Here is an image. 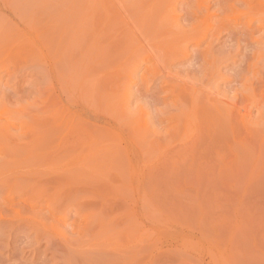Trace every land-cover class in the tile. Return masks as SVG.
Returning a JSON list of instances; mask_svg holds the SVG:
<instances>
[{"label":"bare ground","instance_id":"obj_1","mask_svg":"<svg viewBox=\"0 0 264 264\" xmlns=\"http://www.w3.org/2000/svg\"><path fill=\"white\" fill-rule=\"evenodd\" d=\"M9 1L11 3V1L14 2L15 0H9ZM30 2H32L31 4L33 6L30 5L29 2H27L28 4L26 3V5H24V6H28L29 7L28 10L29 11L31 10L30 12H32L34 8L37 9V10L35 9L36 13H35V10H34L33 14L30 12H29V14L27 13L28 15H35V14L37 15V17L32 16L34 19H36V21H38L37 22V28L38 27L41 28L42 25H43L42 27H45V25L47 26V24L49 26V28L45 27L46 28L45 30L48 32L45 33V31L43 30L40 37H38V35H37V38H38V40H36L37 48L30 45L32 47V48L30 47V49H33V51H35L37 49V50L46 52L45 55L47 57H45V55H44V57L47 58V60L46 61L44 60L45 61L44 62L42 60L44 57L42 58L40 56L42 59H39V60H42L43 62H41V65L36 62V64H38L37 65L38 68L40 67V69H41V70H38V71H41L39 73L43 72L48 77L47 78V77L43 76L42 78H43V80H44V77L47 78L45 80L49 79L48 81L50 83V88H53V90L55 89V90H57V92H59L58 93L60 95L59 98H60V100H62V98H64L65 103L67 104L66 106L69 105V102L71 100L75 101V99H82V101H85V102H83L82 105L77 106V109L74 112H71L67 108H63V109H61L63 111V113L61 111H58V115H59L58 116L56 113L57 112V110H56L55 116L56 117L58 116V117H57V119H55L56 121L54 120L55 124L53 122V124H54L53 126H56V127L49 126L47 123L39 124V126L37 128L34 127L32 129L33 131H31V132L29 131L30 135H28L27 137H26L27 133L25 135L23 134L24 135L23 138L21 136H19L20 137L19 139L20 140L22 139L19 142H22V143L25 142V141H23L24 137H25V139L29 138V137L31 139V135H32V138H34V139H32L30 144L33 141L36 142V140H37V142L35 144L39 143V145H40V142H41V144L44 145V147H45L44 143H46V141H45L46 138L49 137L50 134H51V136H53L52 134H54L56 131H58L60 129L61 130L60 135H58V136L60 138L61 137L62 138L60 139L58 137L57 139H58L59 145H61V143H60L61 141H59V139L62 140L63 145H61L62 147H60L63 149V150L61 149L62 153L66 149H69V150L72 149V150H70L72 152L75 151V149L78 151L79 147L84 148V146H85V149H89V150L91 149L90 151H92V149H93V151H95V150L97 151L98 149L99 150L102 149L100 151H104L103 148H105V149L107 148L108 149L107 151L110 152L111 154H110V156H108V155L106 156V154H105L106 152H104L103 156H105L106 159L108 158L109 161H107L103 156H102L103 159L102 158H100V159H102V161H106V163L109 162L108 164L110 166H112L113 169H111V167H108L109 166L108 164H107L108 166L106 165L104 167H108L112 171L113 170L119 171L120 169H118V167L121 166V164L124 162H121V161H123L122 157L121 158L118 157L117 160L120 162L119 163L116 160V156L114 154H116L117 152H122V151L126 152V151H128L127 148L130 147L129 146L130 143L127 144V142H126L127 145L123 144L124 147L122 146L123 141H125L126 139L122 141L121 140L122 135L120 133H122V131H123V133L125 132L122 129L126 126H129V124L131 123V121L134 118L132 116V113L129 112V105L132 103V100L139 94L141 99H143L142 96H144V95H145L144 98H146V96H149L147 98H150L151 104H153V112L152 113L150 112L152 115H147V114H149V111L148 110L144 111V108H143L144 106H142L140 104L138 105L137 104L138 102H137L136 104L138 106H140L138 109V112L140 114L141 120L138 117H136L134 122L131 124L135 125L134 127H137L136 123L142 127L143 126L146 128L149 127V129H146V130L150 131V132H151L150 129L152 127L154 130V127H156L155 125H158L159 129H161V127L165 128L164 130L167 129L166 132L165 131H163V132H165L166 134H169V135L171 134V133H169L171 130L173 132L175 131V133L173 135H171L170 140L168 139V141L171 142V140H172V143L174 144L180 140L179 138L184 137L183 139L185 140V142H184V140L181 139V141L183 142L182 147L185 148L184 150H187L186 153H188V158H187L186 153H185L186 156L184 154H181V155H184L187 159L185 157H182V158H185L189 162V158L191 156H192L191 158L194 157L195 160L194 159H191V160L192 161L194 160L193 161L194 163H192V164H195V166L203 158L204 159L202 161H204L206 158L205 162L210 161L209 164L211 163L212 166L215 162L217 164V166H218V164H219V166H222V164H224L223 167H226L225 164L227 165V163H228V166H229V163L232 161L234 162L233 164L236 165L240 162V160L247 161L246 157H248L249 160H250V158L254 157V156L253 157L250 156V154H249V153H252L253 149L251 148V150H249L250 148H248L249 145L247 144V139H248L247 137H250L252 134L257 132L258 130H259L258 133L261 132L260 129H264V0H42L39 3H37V0H32ZM16 3H18V2H16ZM16 3H13L14 5L12 3L11 4L13 7L14 6L16 7L19 4V3L18 4H16ZM3 5H5V4H3ZM9 7H10V5L8 4L7 8H9ZM28 7H26V8H28ZM22 8H23V6H22ZM31 8H33V9H31ZM25 10L28 12L27 9L23 8L24 12H25ZM12 11H14V13H15V11H17L19 13L20 10L17 7V9H13ZM25 14H26V12H25ZM215 15H218L219 19L214 20ZM19 16L20 17H17V16H15V17L20 18L19 22L26 19L25 23L29 22V19L31 21V18H32V17L29 18L30 16H28L27 17V18H29L28 20H27V18L24 19L21 16V13H19ZM56 17L59 20L61 17H63V18H62V20L59 21L58 31L54 33V30L57 29L56 28L57 24L55 26V21H57ZM181 19L184 20L183 23L181 22L182 21ZM87 20L91 23V26H93V29H94L93 30L92 27L90 29V31L92 30L91 32L93 33L91 35V37L92 38L95 37L102 42H104V41L107 42L109 40L110 45H109V41H108V44L106 43L107 46H104L105 42L104 43L101 42L100 46L103 45V47L102 46L100 47L97 45L98 43L96 41V43H97V44L95 43L96 47H95V45H92V49L91 48L90 49H91V51H93V49H94L93 47H95V48L99 47L100 49L107 47V50L104 51V52H106L105 53L106 54L105 59H102L104 52L101 51V53L103 52L102 53L103 55L99 53L101 56L99 55L98 63L94 62L92 64L93 67L90 65L91 62L88 63L92 67V69H90L88 67L84 68L85 66H83V65H82L83 67L80 68V71L76 68L78 71L74 70L75 71V73L73 72L74 75H72V78L70 77L71 79L69 78L70 80L68 79L69 82L72 80V82L70 83L71 84L70 89H68L67 87L63 88L65 86V85L63 86V84L65 81H67L66 80L67 78H65L64 82L60 81L59 73H61V68L64 64L63 68L67 67V69H68V67H69V69H71V67H73L76 64L75 54L77 51H74L73 48L77 49L76 46L78 47L81 45V43L83 44V42H82L83 40L81 41V39H80V43L77 41L73 42L72 44L68 41L64 43L63 42L64 41L63 40L64 34L62 35L61 33H63V31H66V29H68L69 27H73V28H69V30L70 29L74 30L76 28V26L81 28L80 31L81 30L84 31L85 30L84 27L87 26L86 29L88 28V25L85 26V24H86L85 22H87ZM36 21L33 20V22L31 21L32 23L31 22H29V23L31 25L32 24L34 25V23ZM25 23H24V25H26ZM30 24H27L26 27L30 28L31 27ZM67 24L70 26L68 27ZM28 25H30V26H28ZM33 25L31 27V29L35 28L34 31H36L37 28L34 27L35 25L34 26ZM64 25H66L67 27L65 26L66 27L65 28ZM39 28L37 29V30H39V32L37 31L38 34L40 33V30H41ZM62 28H64V30ZM69 30H67V31H69ZM73 30H70V31H73ZM80 31H79V33H80ZM72 33H76V31L70 32L67 36H69ZM81 35L83 36V34H81ZM222 35H226L227 38H225V40H226V42L224 41L225 43H223V41L221 40L222 45H220L219 42H220V37ZM67 36H65V37H67ZM87 36H90V35H87ZM87 36H86V39H87ZM72 37H73V35H72ZM186 38H188V39H186ZM68 39H70V38L68 37ZM87 42H89V41H87ZM34 43H35V40H34ZM92 43H93V41H92ZM89 44L90 43H88V45ZM83 45H82V47H83ZM182 45H183V49H182ZM80 47H78L79 48L78 50H80ZM89 47H91V46H89ZM83 48H85V47H83ZM85 51H86V49H85ZM93 52H95V51H93ZM96 52H98V50ZM35 53H36V56H39L37 53H40V52L35 51ZM85 53L87 54L88 52L86 51ZM85 53L83 52L84 55H85ZM42 54H43V52H42ZM77 54L79 55L80 53H77ZM97 54L98 53H96V56H98ZM238 54L243 55V60H241V62L239 64H237L238 66L240 65L239 68L237 65L235 66L238 68V70L236 69L237 70L235 72L236 74H234L233 76L232 75L230 76V74H227V76H226V74H224L223 72L227 71L228 69L223 71L224 70L223 68H226V67L230 66L231 63H234L235 59H236L235 57ZM89 56H92V55H89ZM93 56H95V55H93ZM36 58H38V57H36ZM95 58H98V57H95ZM100 58H101V60H100ZM84 59L85 58H83L82 61ZM115 59H116V61H119V59H120L119 65H117V68L115 71L116 73L113 72L112 75L110 73L108 75L107 74L104 75L103 73H101V71H99L101 69H104V68H101V67H103L102 66L103 64H105L106 62H107V64H109L108 62L115 63V61H114ZM86 61H88V60L87 59L84 60V62H86ZM104 61H106V62H104ZM66 63L68 66L66 65ZM86 64H87V62H86ZM75 66H77V65H75ZM80 66H81V64H80ZM119 68H123V70L121 69V71H124V73L127 72L128 75L130 73L131 76H132V74H137L141 70L144 71V73H146V74L150 73L149 75H151V76L153 73L154 74L149 79V78H145L146 75L144 73H142L145 76L142 75L138 78L139 82L138 81L137 82L140 85L139 89L135 88L136 91L134 90L133 92L132 91L131 92L126 91L127 93L123 94L120 97H117L116 89H118L119 82L121 81V79H118V77L120 76L122 78V80L124 79L122 75H124L125 78L127 77L126 74H124V73L119 74V73H121ZM231 68H234V66H232ZM150 70H152L154 72H152ZM233 70L234 69H232V72H233ZM102 71L104 72V70H102ZM112 71H114V70H112ZM151 72H152V74H151ZM35 73H36V71H35ZM39 73H38V75H39ZM114 73H115V76H117L116 80H115V77L113 75ZM225 73H227V72H225ZM44 74H42V75H44ZM231 74H233V73H231ZM109 75H111V76H109ZM137 76L138 75H136V78H137ZM228 76L232 77L231 80H230V78H227V79L224 78V77H228ZM58 78H59V80H58ZM147 79H149V80H147ZM117 81H119V82H117ZM123 81L124 82L130 81V79L127 80V78H126ZM132 81L133 80H131L130 82H132ZM61 82H63V84ZM122 82H120V83H122ZM42 83H43V81H42ZM49 83L47 82L46 84L48 85ZM68 83H67V85H68ZM222 83H223V85H225V88L221 85ZM231 83H233L234 85H232ZM53 84L56 85L57 87L56 86L53 87ZM230 84L232 86H230ZM122 85H124V83ZM228 85L230 86L229 88H228ZM220 86H222V88H224L225 90L224 89L222 90V88ZM149 89L153 90V92H151V94L149 92ZM45 91H42V93H45ZM118 91H120V89H118ZM33 93H35V92H33ZM42 93H41V95L40 94L39 95L42 96ZM87 93H88V95L86 96ZM39 95L37 97L41 98ZM255 95H257V96L255 97ZM44 96H45V94H44ZM72 96H73V98H71ZM140 98H138V99H140ZM83 99H85V100H83ZM147 100H149V99H147ZM140 101H139V103H140ZM142 102H143V104H145L147 101L146 102L142 101ZM149 102H147V103H149ZM149 104H147V105H149ZM46 105H48V103H46ZM30 107L31 106H29V108ZM149 107H151V106H149ZM26 108H28V107H26ZM137 108L135 110H137ZM2 109L0 107V110H2ZM254 109H256V111L258 112L257 115L253 114ZM135 110L133 109V111H135ZM104 112H107V114ZM1 114H2V112H1ZM42 114H44V113H42ZM252 115H254V116H252ZM55 116H54V118H55ZM144 116H145V118H144ZM48 119H50V118H48ZM22 120L23 119H21V121ZM50 120L47 122H51ZM70 120H72V121L76 120L72 123L73 124L72 127L70 126V128H69L68 126H65V127L61 126L62 123L70 122ZM42 121H44V120H42ZM60 123H61V125H60ZM79 123H81L83 125L79 126L80 125ZM75 124H76V126H75ZM58 126H59V129H58ZM6 127H8V128H6L8 131L7 130L5 131L2 129L3 131L6 132L5 133L6 135L4 134L5 135L4 136L3 134H1L5 138L8 137V132L10 131L12 126H6ZM142 127H140V129H143ZM137 128H138V130H140L139 127H137ZM157 128L158 127H156L155 129H157ZM141 131H143V130H141ZM154 131H157V130H154ZM154 131H152V133ZM118 132H120V133H118ZM57 133L59 134V131ZM126 133H131V132L127 131ZM165 133L162 134L160 132L161 137H162L161 141L167 143V141L163 140ZM255 134H257V133H255ZM134 135H136V134H134ZM247 135H249V136H247ZM38 136H41V137H38ZM51 136H50V138H51ZM54 136H57V135L54 134ZM129 136H132V135L129 134ZM143 136H145V134ZM258 136L260 137L261 135H258ZM138 137L139 138L137 140L138 141H139V139L141 140L142 137L141 136H138ZM155 137H156V135L154 134L153 138H155ZM251 137L253 138L254 136H251ZM84 138L89 139V140L87 139V145H85L86 141H84ZM145 138H146V136H145ZM158 138H157V140L160 143V140H159L160 138L159 139ZM165 138H168V137H165ZM255 138H257V137L255 136L254 139ZM7 139H9V137ZM53 139H54V137H53ZM122 139H124V138H122ZM129 139H132L133 142L135 141L134 145H135V143L137 145V143L140 142V141L137 142L136 139H134L132 137H130ZM155 139H152V141H154ZM176 139H179V140H177L176 142H173V140H176ZM15 140H16V138H15ZM147 140H149V138H147ZM255 140H253V141H255ZM38 141H40V142H38ZM149 141H147V142H149ZM181 141H179V142H181ZM256 141L254 143H256ZM34 142H33V144H34ZM144 143L146 144V142H144ZM46 144H48V142ZM140 144H142V143H140ZM155 144L158 145L157 142H155ZM146 145L150 146L151 144H146ZM164 145H165V143H164ZM262 145H263V143H262ZM29 146H32V144ZM34 146H36V145H34ZM141 146H139V148ZM256 146H257V144L255 145V147ZM135 147H137V146H134V148ZM178 147H179V145H178ZM178 147H177V153H172V151L176 147L173 150H171V152H169V153L170 154L171 153L172 154H178L179 153L178 150L180 151V148H181V147H179V149H178ZM255 147L253 146L254 151L256 149L258 152L257 151H255V152L259 153L260 149L258 147L257 148H255ZM42 148H43V146H42ZM94 148H96V149L94 150ZM132 148H133V145H132ZM144 148H140V149L145 150ZM146 148H149V147H146ZM129 149H131V147ZM147 151L148 150H146L145 153H143V154H150L151 151L150 152H147ZM260 151H262V150H260ZM42 152L45 153L46 151L43 150ZM59 152H60V149L58 151V154H60ZM82 152H84V151H82ZM85 152H86V150H85ZM98 152H97V154L95 153V155L101 156V155H99L101 152L99 154H98ZM130 152L132 153L133 151H130ZM181 152H183V150ZM70 153L71 152H66L64 157L66 156L69 158L71 155H73ZM122 153H117V154H118V156H120L119 154H121V156H122ZM131 153H130V155H131ZM136 153L137 152H135V154ZM140 153H142V152H140ZM263 153H264V151L261 154H263ZM63 154L60 155V157H62ZM88 154L92 155V154H90V152ZM112 154L114 157L113 156L111 157ZM213 154H215L216 157L211 156L209 159V155H213ZM254 154H255V157H254V159H255V158H257L256 155H259V154H256V153H254ZM55 155L58 157L57 153ZM85 156H87V154H85ZM93 156H94V154L91 157H93ZM98 156H95V157L97 158ZM127 156H124V157L126 158ZM137 156H135V158ZM141 156H143V155L141 154ZM179 156L180 155H176L177 159ZM249 156H250V158H249ZM36 157H38V156H36ZM39 157H40V155H39ZM82 157H80V158H82ZM145 157L143 156L142 160L147 159V157L146 158ZM149 157H150V155H149ZM171 157H173V156L171 155ZM260 157L264 158V154H263V156H260ZM88 158H90V157L88 156ZM112 158H115L114 160L117 161V163L114 161L116 167L114 166V164H110L111 163L110 159H111V161H113ZM127 158L124 160L126 161ZM135 158L133 157V160H135L136 162L133 161V163H137L140 159L139 156H138L139 159H135ZM211 158L212 159L215 158L216 161H214L215 160L214 159L213 162H211L212 161ZM217 158L220 159V162L217 160ZM82 159H81V161H82ZM174 159H175V157H174ZM259 159H260V161L263 160L261 158H259ZM86 160H88V159L86 158ZM86 160H84V161H86ZM93 160H95V159L93 158ZM179 160H181V159H179ZM252 160H251V162H252ZM81 161L78 162V164H81L82 163ZM128 161H131V160L128 159L126 162H128ZM166 162H167V160H166ZM174 162H175V160H174ZM205 162H203V163H205ZM94 163H91L90 161H88L87 164L92 165L91 169L95 168L96 166L98 168L99 164H97L96 166L93 167ZM125 163H124V165H125ZM189 163H187V164L189 165ZM102 164H104V163H101L100 165L102 166ZM129 164H132V162ZM187 164L183 163L182 166L185 165L184 167H186ZM200 164H202V162H200L199 165ZM211 164H210V166H211ZM244 164H246V163H244ZM126 165H125V167H126ZM170 165H172V164L170 163ZM177 165L181 166V164H179V163ZM177 165H176V168H178ZM101 166H99V168ZM122 166H121V168H122ZM169 166H167V167L170 169L173 168V167L171 168V166L170 167ZM210 166H209V168L211 169ZM230 166H233V165L230 164ZM248 166H250V165H248ZM201 167L203 168V166L200 165L199 169H201ZM258 167H260V166H258ZM128 168H129V166H128ZM216 168L217 167L215 166L211 171H213ZM248 168L249 167H247V170H248ZM105 169H104V172H106ZM133 169H135V166L133 167ZM187 169H189V168H187ZM240 169H242V168H240ZM240 169H238V170H240ZM74 170H76V168H74ZM106 170H107L106 175L107 174L109 175L110 170L109 169H106ZM167 170L169 171L170 174L173 175V173H171V170H169V169H167ZM115 171H114V173L112 172L113 175L115 174ZM190 171H191V169H190ZM82 172H83V170H82ZM84 172L86 173V171H84ZM182 172H183V170H182ZM204 172L205 171H202V172L199 171V174L201 173L200 174L201 177H202V174ZM122 173H123V171H122ZM179 173L180 172L178 171V174ZM210 173L214 174V172H210ZM82 174L84 175V173H82ZM116 174H117V172H116ZM125 174H126V172H125ZM170 174H169V177H170ZM240 174H243V173H240ZM117 175H114V176H117ZM214 175H213V177H214ZM70 176L66 175L65 177H48V178L45 177L46 179H44L42 177V179H44L43 181H41L40 177H39L40 180L35 179V181L37 183L36 186L39 185L40 188L42 189V190L41 189H38V190H41L42 192L38 191L35 188L36 187L34 184L35 181L32 180V179H34V177L30 178L33 181V184H31L32 186H30V187L35 186L34 190L36 189V191L39 193V195L41 194L40 196L36 194L37 193L36 191H35V194L33 193L34 191L30 192L31 189L27 188V187H29L27 185H26L27 187H25V188L23 187L24 191H26V190L28 191V192L26 191V193L17 194L16 196H11L10 198L7 197L4 199L1 197V196H3V194L0 196L2 203H4L6 205L5 208L7 206L11 207L13 204H14L13 206L19 205L27 213L29 219L31 218L30 222L29 221L25 222V223H27V225H21L22 223L20 225L17 224V229H15V230H21L22 229V231H20L21 235L20 234L18 235L21 238L23 235V229L25 230L24 235H26V236H23V239L27 237L28 240L26 238V241H30L29 237L32 236V234L35 235V233H32V234L28 233L29 235L31 234L30 236L26 234L28 231L30 232L32 229V227H31L32 225H29L30 226L29 227L28 224H30L31 222L37 223V225L39 224L40 226L44 225V223L49 224L56 217L55 213H56L57 205L60 206L59 207L60 210H62V206H61L62 204L60 205V203L64 204V202H67L66 203L67 205H70V204L73 205L74 214L72 212V215H71L72 218L73 219L75 217H78V219L80 218V222H79V220L78 221L76 220V222H73V223H77V222H79V223H77V224L71 223L72 225H66L69 223L65 224V219L67 218V216L65 215L66 211H64L65 214H63V215L61 214L62 219L60 218L61 217L60 215L58 216V214H60V213H57L58 218L61 219L60 223H59L60 224L59 228L61 231L59 230V228L57 230V231H60L59 234L55 235V233H57V232L56 231L53 232L50 230L51 232H53L52 237H50L51 235H49V234H51L50 231L47 232V234L49 233L48 234L49 237H47L46 234H43L45 232L43 231V233H42V231H41V233L44 235V237H45V235L47 237V238L43 237L44 239L43 238L42 239L46 240L48 242V246L50 247V249H48V251L50 250L49 253L54 250V252H53L54 257L53 258H55V260L59 259L60 261L59 260L58 261L62 262L63 264H235L237 260L240 261V259H241L244 261L245 260L248 261L247 256L248 257H254L255 255L258 256V254H260V253L257 254L253 249H251V250L249 249L250 253H249V251H246L247 253L244 251L246 254V257L244 255V256H241V258H240L241 254L239 253L240 259H237L235 256V257H233L234 261L232 262L231 252L233 251L234 248L232 249L231 245H230L231 247H229V244L231 243V241H233V238L236 236L234 234L235 236L231 240V236L233 234L231 226L234 225L232 222L235 221L234 218H231L233 216H229L228 218H226V217H224L223 213L217 214V213H215V210L211 211V210H213L212 208L210 211L208 210L209 208H207V209L205 208L204 210H202V208L196 209L195 206L197 204L194 205L195 210H192V208H193L192 207L189 210L185 209L186 211L185 210L181 211V212H183L184 218H182L183 216H181V215H179L180 217L178 216V210H176L177 214L175 212L174 213L171 212V214H170L171 210L170 209H169L170 211L167 210L172 217L176 215L174 218L177 219V217H179V219L181 218L182 221H180L179 219H177L178 221H176L174 218H172L173 220H170V218L168 217L170 215L168 214V216H167L165 213H168V212L165 210L166 212L164 211V215L169 218L168 220L166 219V221H169V222L172 221V224L174 223L173 222L174 220L177 222V224L179 221L181 223H179V225L175 224L177 227L175 226L176 228L174 229L173 228L174 226H173L172 230L169 228V225H168V228L165 227L166 229H170L171 232H168L169 230H166L167 233H166V231H165V233H163L165 228L163 230H161L162 232L160 231V234L163 233L164 234V235H162L163 237L159 238L160 237L159 236L158 242H156L153 245L154 241H156L158 238L156 237L157 239L152 241V236L154 234V233L152 234V232L155 231V229L157 228V225L160 224L159 220H161V219L160 218L158 219V216L160 217V214L163 215V211H160L162 213H159L157 211L159 213V215H158L156 210H155V211H153L154 213H152L154 215H152L151 211H146L145 210L146 208H144L145 206H142L145 211L143 214L141 212V214L143 215L141 220H138L136 218L137 214L130 209L125 211L122 215L118 210V208H119L118 205L120 206V204H122V201L124 200L123 194L125 195V197L127 196L126 197L127 199L130 198L131 196L128 197L129 192L127 195L125 193H123L121 190V189H123V188H121L123 185L121 187H120V185L123 184L124 180L128 179V177H125V178H123V177H86V175H85V177H82V176L80 177V175H79V177H73V176L70 177ZM126 176H128V174H126ZM206 176L208 177V175H206ZM215 176L217 177V175H215ZM4 178L3 177L1 178L3 182L0 181V184H2V183L4 185L6 184L4 181H7V178L6 179H4ZM13 178L15 179L16 177H13ZM20 178H21V180H20ZM25 178H28V177H19V180H20L19 182L20 183L22 182L21 183L22 185H24L25 181L28 182L30 180L29 178L28 179H25ZM131 178L132 177H129V179H131ZM136 178H138V177H136ZM147 178H149V177H147ZM16 179H18V178H16ZM133 179H135V178H133ZM31 180L29 181L30 183L32 182ZM128 180H126L127 181L126 184L124 183L125 188L127 187V185L130 182V181L128 182ZM147 183H149V181H147ZM146 186H149V185H146ZM1 187H0V191L3 189V188L1 189ZM16 187L20 188L18 186H16ZM21 189H20V191L23 190V189L22 190ZM28 189H30V190H28ZM134 190H133V192L137 191V190H135V191ZM12 191H15V192L17 191L16 193H18L19 190L12 189ZM9 192H11V190H9ZM9 192H7V193H9ZM29 192L31 194L33 193L34 195L32 194V196H31ZM120 192L123 194H120ZM27 193H29V194H27ZM130 193H132V192H130ZM144 193L145 192L142 191V194H144ZM10 194L14 195V193H10ZM145 194L151 195L149 193H145ZM141 196H143V195H141ZM120 197L123 198L122 201L120 200L121 199ZM177 197H179V196H177ZM181 197L183 198V196H180V198ZM143 198H144V200L146 198L153 199L152 195L147 196L146 198L143 196ZM159 198H158V200H165L166 199L165 197H162L161 199H159ZM186 198H187V196H186ZM186 198H184V199H186ZM188 198L190 200L189 196H188ZM141 199H142V197H141ZM173 199L171 198V200H173ZM149 200H147V202H149ZM203 200H201V201L203 202ZM128 201H129V199H128ZM132 201L134 202L133 198H132ZM70 202H74L75 204L70 203ZM206 202L207 201H205V203ZM57 203H59V204H57ZM145 203H146V201H145ZM177 203H178V201H177ZM66 204H64V205H66ZM125 204H127V203H125ZM125 204H124V206H125ZM185 204H183V205H185ZM193 204H194V202H193ZM193 204L192 205L190 204V205L193 206ZM0 205H1V202H0ZM134 205H136V204H134ZM146 205H149V204L146 203ZM179 205H181V204H179ZM187 205H188V203H187ZM127 206H128V204H127ZM127 206H125L123 208L127 209L126 208ZM129 206H130V204H129ZM191 206H186V207L190 208ZM65 207H63V208H65ZM142 207L140 206V209ZM206 207H208V206H206ZM11 208H13V207H11ZM123 208L121 205V209H123ZM182 208L184 209V207H182ZM4 209L2 208L1 210L4 211ZM9 209H7L8 211L5 210L8 214H10L9 212H11V213L13 212L12 211L13 209L12 210L10 209V211H9ZM15 209H18V208H15ZM138 209L136 208V210H138ZM163 209H166V208H163ZM176 209H178V208H176ZM63 210H65V209H63ZM218 210L220 211V209H218ZM18 211H19V209H18ZM138 211L140 212L141 210H138ZM241 211L242 210H240L238 212H241ZM259 211H261V210H259ZM181 212H180V214H181ZM0 213H1V211H0ZM68 213H70V212L68 211ZM225 213H228V212L225 211ZM263 213H262V216H260L261 220H262L261 217H263V220H262L263 223L261 221H259L260 223L258 222L259 224L262 223L260 227H262V225L264 226V214ZM155 214H157V216H155ZM173 214H175V215H173ZM18 215H19V212H18ZM235 216H237V214ZM25 217H26V214H25ZM162 217L163 216H161V218ZM166 217H163V218H166ZM4 218H5V216H4ZM7 218H8V216H7ZM7 218H5V219H7ZM9 218H12V217H9ZM229 218H231V220H233V221L230 222ZM251 218H252V216H251ZM13 219H12V221H13ZM20 219H21V217L19 218V220ZM55 219H54V221L57 223L58 219L57 218H55ZM226 219H228L229 221H227ZM22 220L24 221V219H22ZM69 220H70V218H69ZM14 221H16V220H14ZM67 221H68V219H67ZM73 221H75V220H73ZM161 221L163 224L164 220H161ZM252 221H253V219H252ZM8 222H9V220L3 221V219H2V222H0V227L4 226V227H6L5 228L6 230L8 229V231L10 229L14 228L13 226L16 223L12 222L11 223L12 225H10V223L8 224ZM16 222H18V220ZM227 222H230V225L231 224L232 225L230 226L229 224H227ZM236 222H238V219ZM240 222H242V221L240 220ZM57 224H56V227L53 226L56 229L59 226V224H58V226H57ZM169 224L171 226V223H169ZM52 225H54V224L51 223V226ZM163 225L161 226V228L158 227L156 229V231L158 232L159 231L158 229H162ZM243 225H245V223H243ZM248 225H249V227H251L250 224H248ZM251 225H253V224H251ZM40 226H38V227H40ZM154 226H155V228H154ZM254 226H255V224H254ZM256 226H257V224H256ZM256 226H255V228H256ZM10 227H12V228H10ZM243 227H248V226H243ZM243 227H240V228L243 229ZM233 228H235V227H233ZM3 229L1 228L0 230L2 231ZM34 229H35V227H34ZM34 229L32 231H34ZM47 229H49V228H47ZM47 229L45 231H47ZM51 229H53V228L51 227ZM140 229L143 230L142 231L143 233L137 232V231H140ZM6 230H4V231H6ZM13 231L11 230V232H13ZM37 231L35 230V232H37ZM18 232L19 231L16 232V235L18 234ZM41 233L37 234V237H38V235L42 236ZM262 233H264V232L262 231ZM195 234L196 235L198 234V236L196 238L194 237ZM9 235L10 234L8 233V236ZM53 235H55V236H53ZM10 237H12V236H10ZM35 237H36V235H35ZM15 238L18 239L19 237L15 236ZM21 238H20V240H21ZM40 239H37L38 240L37 242L35 241L37 245H39L40 244L39 242L42 241V239L41 240ZM194 239H195V241H194ZM246 239L244 241H246ZM217 240L222 242V246H221V244H220V246L218 245L219 243L216 242ZM238 240L241 242V240L239 238H238ZM23 241H25V239ZM26 241L24 242L25 243L24 246H26L28 244ZM234 241H235V239H234ZM21 242L22 241H20V243ZM43 242L47 244V242H45V241H43ZM14 243H17V241ZM33 243L34 242L32 239V241L29 242L28 246L31 247ZM163 243L165 245L168 244V248L165 250H163L162 247L157 246L158 244H163ZM235 243H236V241H235ZM262 243H264L263 239H262ZM34 245H35V243H34ZM243 245H241L242 248H241V246L239 247L242 250H244V247L246 244L244 245V247H243ZM45 246L47 247V245H45ZM261 246H262V244H261ZM18 247H20V246H18ZM247 247L249 248V244H248V246L246 245V247H245L248 250ZM32 248H33V246L31 247V251H32ZM230 248L232 249L231 251H230ZM239 248H237V249L240 252H242V250H240ZM250 248H252V247H250ZM259 248H261V247H259ZM262 248L264 249V247H262ZM44 249H46V248H44ZM39 250L36 249V252ZM238 250H237V252H238ZM259 250H261V252H262V249H259ZM234 251H236V250H234ZM234 251L232 253H234ZM251 251L254 252L255 254L252 253ZM9 252H11V251H9ZM33 252L35 254V250L30 252V253L33 254ZM42 252L44 253V251H42ZM53 253L52 254L50 253L51 255L49 254L50 260H51V256H53ZM203 254H204V258H202V256H201ZM196 255H198V256H196ZM236 255L238 257L237 253H236ZM42 257H41V259H42ZM45 257L46 256H44V258ZM255 257L252 258L251 260L252 261L255 260ZM259 257H256V258H259ZM37 258H39V257H37ZM49 258H47V260H49ZM41 259H40V261L43 260V259L42 260ZM50 260H49V262H50ZM52 260H54V259H52ZM256 260H255V262L254 261L253 262L251 261V262L253 264H258L256 262ZM239 261H237V262H239ZM261 261H258V262H261ZM54 262L57 263L56 261H54ZM248 262H250V261H248ZM239 263H241V262H239ZM38 264H40V263L38 262ZM57 264H60V263H57Z\"/></svg>","mask_w":264,"mask_h":264},{"label":"rangeland","instance_id":"obj_2","mask_svg":"<svg viewBox=\"0 0 264 264\" xmlns=\"http://www.w3.org/2000/svg\"><path fill=\"white\" fill-rule=\"evenodd\" d=\"M3 1V2H2ZM20 1V2H19ZM30 1H32V0H15L14 2L13 1H11V3L13 4V3H16V2H18V3H16V4H18V6H12V4L10 3V1L9 0H0V107H1V109L2 110H0V177L2 178H4V179H6L7 178V181H4L6 184L4 185L3 183L2 184H0V187H1V191H0V196L3 194V196H1L3 199L4 198H10L11 196H16L17 194H21V193H26V191H24V188L25 187H27V186H29V187H27V188H30V189H28V190H30V192H33L34 194H35V191H36V189L38 190V189H41L40 188V186L38 185V186H36L37 185V183H36V181H35V179H39V177L41 178V181H43L44 179H46V178H48V177H65L66 175L67 176H73V177H79V175H80V177L82 176V177H85V175H86V177H123V178H125V177H128V179H129V177H132L131 179H125L124 180V183L126 184V180H128V182H129V184L127 185V187L125 188V185H124V183L123 184H121L120 185V187L121 188H123V189H121L122 190V192L123 193H125L126 195L128 194V192H129V195H128V197L129 196H131L130 198H128L129 199V201H128V199L125 197V195L123 194V193H121L120 192V194H123V196H124V200H123V198H121L120 200L122 201V204H120V206L118 205V210H119V212L123 215V213L125 212V211H127L128 209H130V210H132V211H134L136 214H137V219L138 220H141V218H142V214L144 213V211L146 210V211H151V214L152 213H154L153 211H155L156 210V212L158 211L159 213H162V212H160V211H163V215H161L160 214V217L158 216V219L160 218L161 220H164L163 222L166 224H162V221L161 220H159V223L160 224H158L157 225V228L158 227H160L161 228V226L163 225V227H162V229H158L159 231V233L156 231V229H155V231H153L152 232V234H153V236H152V241L153 240H155V239H157L159 236V238H161V237H163L162 235H164L163 233H165V231L166 230H169L168 232H171V230L174 228H176L177 226L176 225H179V223H181L180 221H182L181 220V218L179 219V215H181V216H183V212H181L182 210L184 211L185 209L186 210H189V209H191L192 207V210H195V208L197 209H201L202 208V210H204L205 208L207 209V208H209L208 210L210 211L211 210V208L213 209V210H211V211H214L215 210V213H219V214H221V213H223L224 214V217H226V218H228L229 216H233V217H231V218H234V222H232L234 225L233 226H231L230 225V222L231 221H233V220H231V218H229V220H230V222H227V224H229L231 227H232V232H233V234H232V236H231V240H232V238H233V241H231V243L229 244V247H231L232 249H233V251L234 250H236V251H234V253H232L231 252V260H232V262L234 261L233 260V257H235L236 256V258L237 259H240L241 258V256H244L245 255V257H246V254H245V252L246 251H249V253H250V250L251 249H253L257 254L258 253H260V254H258V256H256V257H259V258H256L255 256V260H256V262L258 263V264H263L264 263V249L262 248V247H264V243H262V239H263V241H264V233H262V231L264 232V226L262 225V227H260L261 226V224L263 223V217H261L262 218V220L260 219V216H262V213L264 212L263 210H264V158L263 157H260V156H263V154H261L263 151H264V129H260L261 130V132H259L258 133V131L257 132H255V133H257L258 135H261L260 137L257 135V134H252L251 136H256L257 138H255L254 139V137L252 138L251 136V138L253 139V140H255L256 141V143H254L255 141H253L250 137H247L248 139H247V144L249 145L248 146V148H250L249 150H251V148L253 149V151H252V153H249L250 154V156H254L255 157V154L254 153H256V154H259V155H256V157L257 158H255L254 159V157L253 158H250V156H249V158H250V160L248 159V157H246L247 158V161H245L244 159V161H242V160H240V162L238 163V164H236V165H234L233 163V161L232 162H230L229 163V166H228V163H227V165L225 164V166L226 167H223V165L224 164H222V166H219V164H218V166H217V164L214 162V164H213V166H212V164H211V166H210V164H209V162L210 161H206L205 162V160H206V158H205V160L204 161H202V160H200V162H202V164H200L201 166H203V168L201 167V169H199V167H200V165H199V163L200 162H198L197 164H196V166H195V164H192V163H194L193 161L195 160L194 159V157L193 158H189V162L191 163H189L186 159L188 158V153H186V151L187 150H184L185 148L184 147H182V141H181V139L182 140H184L182 137L181 138H179V139H176V140H173V142H176L177 140H179V141H181V142H177V143H172V140H171V142H169L168 141V139L170 140V137H171V135H173L174 133H175V131L173 132L172 130L169 132V133H171L170 135L169 134H166L165 132L167 131V129L166 130H164L165 128H162L161 127V129H159V126L158 125H155L156 127H158L157 129H155L156 127H154V130H157V131H154L153 130V127L150 129L151 130V132L150 131H147L146 129H149V127L148 128H146V127H142V126H140L139 124H137L136 123V125H137V127H139V129H140V127H142L143 129H140V130H138V128L137 127H134L135 125H133V124H131V123H133L134 122V120L136 119V117H138L139 119L141 118L140 117V114H139V112H138V109H139V107L140 106H138L139 104L140 105H142V106H144L143 108H144V111H149V114H147V115H152L151 113L153 112V104H151V100H150V98H147V97H149V96H146V98H144L145 97V95L144 96H142L143 97V99H141L140 98V95L138 94L133 100H132V103L129 105V112L130 113H132V116L134 117L133 118V120L131 121V123L129 124V126H126V127H124L122 130H124L125 132L123 133V131H122V133H120V132H118V133H120L121 135H122V138H124V139H122L121 138V140L123 141V140H125V141H123V143H122V146L124 147V145L123 144H125V145H127V144H129V146L131 147V149H129V148H127L128 149V151H126V152H124V151H122V152H117V153H122V156H121V154H119L120 156H118V154L116 155V154H114L115 156H116V160L118 159V157L119 158H121L122 157V160L123 161H121V162H126L128 159H130L131 161H128V162H126L125 163V165H126V167H125V165H124V163H122L121 164V166H122V168H121V166H117L118 167V169H120L119 171L117 170V171H115V170H111V169H113L112 168V166H110L108 163L109 162H107L106 163V161H102V159H103V157L105 158V156H103L104 154V152H106L105 154H106V156L108 155V156H110V152H108L107 150V148L105 149V148H103V150L104 151H100V150H102V149H98L97 151L95 150L96 148H94V150L96 151H93V149H92V151H90L89 149H85V146H84V148H80L79 147V149H78V151L75 149V151L77 152H75V151H70V150H72V149H66L65 151L66 152H71L70 154H73V155H71L69 158L68 157H64V155H65V151H63V153L61 152V149L62 148H60V147H62L61 145H63L62 144V140H60L61 138L58 136V135H60V129H59V126L61 125V123H60V125L58 126V131H59V134L57 133L58 131H56L54 134L55 135H57V136H54V134H52L53 136H51V134H50V136H51V138H50V136L49 137H47L46 138V143L48 142V144H46V143H44L45 144V147H44V145H42L41 144V142L40 141H38V142H40V145H39V143H37V144H35L36 142H37V140H36V142H34V144H33V142L31 143L32 144V146H29V145H31L30 144V142L32 141V139H34V138H32V135H31V139H30V137L29 138H26L25 139V137H24V139H23V141H25V142H19V141H21L19 138V136H21L22 138H23V136L27 133V135H26V137L28 136V135H30L29 133L31 132V131H33L32 129L35 127V128H37L38 126H39V124H45V123H47L49 126H52V127H56V126H53L54 124H55V122H54V120L55 119H57V117L59 116L58 115V111H61L62 113H63V111L61 110V109H63V108H67V109H69L71 112H74L76 109H77V106H79V105H82L83 104V102H85V101H82V99H75V101H70L69 102V105L68 106H66L67 104L65 103V100H64V98H62V100H60V95L58 94L59 92H57V90H53V88H50V83H49V79L48 80H45V79H47L48 77L42 72V73H39V72H41V71H38V70H41L40 69V67L38 68V64H40L41 65V62H43L44 60L46 61L47 60V58H45V57H47L45 54H46V52H44V51H40V50H35V51H38V52H40V53H37L39 56H36V53H35V51H33V49H30V47L31 46H33V47H36L37 48V43H36V40H38V38H37V35H38V37H40V35H41V33L43 32V30L45 31V33L46 32H48V31H46L45 29V27H48L49 28V26H48V24H47V26L45 25V27H42L41 26V28H39V29H41L40 30V33L38 34V32H39V30H37L38 28H37V22L38 21H36V19H34L33 17H37V15L35 16V15H28L29 14V12L31 11H29L28 9H29V7L28 6H24V5H26V3L27 2H29V4L30 5H32L31 3L32 2H30ZM40 1H42V0H37V3H39ZM7 3V4H6ZM22 3V4H21ZM3 4H5V5H3ZM8 4L10 5V7L9 8H7V6H8ZM28 4V3H27ZM7 5V6H6ZM14 5V4H13ZM22 6H23V8H25V9H27L28 10V12L25 10V12H26V14H25V12L23 11V8H22ZM33 6V5H32ZM31 6V7H32ZM17 7H18V9L21 11H19V13H21V16L25 19V18H27L28 16H30L29 18H31L32 16V18H31V21L33 22V20L34 21H36L35 23H34V27H36L37 29H36V31H34V29L32 28L31 29V27H32V25L29 23V22H31L30 21V19L29 18H27V20L29 19V22H27V23H25V20H23V21H21V22H19V20H20V18H17V17H20L19 16V13L17 12V11H15V13H14V11H12L13 9H17ZM26 7H28V8H26ZM12 10H11V9ZM9 9V10H8ZM22 9V10H21ZM31 9H33V8H31ZM36 8H34L33 9V11L32 12H30V13H34V10H35ZM37 10V9H36ZM36 10H35V13H36ZM12 12V13H11ZM28 13V14H27ZM13 14V15H12ZM18 14V15H17ZM217 14V13H216ZM15 16H17V17H15ZM22 18V19H23ZM62 18L63 17H61L60 18V20H62ZM21 19V20H22ZM33 19V20H32ZM216 19H219V16L218 15H215V17H214V20H216ZM56 20L57 21H55V26H56V24H57V29H55L54 30V33L55 32H57L58 31V26H59V19L56 17ZM182 21V23H183V19H181ZM31 22V23H32ZM57 22V23H56ZM24 23L26 24V25H24ZM86 24H85V26L86 25H88V28L86 29V27H84L85 28V30L84 31H80V27H78V26H76V30L74 29H70V30H73V31H70L69 30V28H73V27H69L70 25H68V29H66V31H63V33H61L62 35H63V42L65 43V42H70L71 44L73 43V42H79L80 43V39H81V41L83 42V44L81 43V47L80 46H78V47H80V50H78L79 48L76 46V48L77 49H75V48H73V50L74 51H77L76 52V54H75V62H76V64L75 65H77V66H73V67H71V69H69V67H68V69H67V67L66 68H63L64 67V64H63V66H62V68H61V73H59V78H60V81H65V78H67L66 80L67 81H65L64 82V84H63V82H61L62 84H63V88H65V87H67L68 89H70V83L72 82V80L69 82L68 81V79L71 77L72 78V75H74L73 74V72L75 73V71L78 69L79 71H80V68L81 67H83V66H85L84 68H90V69H92V67H93V63L95 62V63H98V61H99V55L100 54H102L104 51H106L107 50V47L105 48H95L96 47V45H95V43H96V41H97V45L98 46H100V43L102 42V41H100V40H98L97 38H95L94 36V38H92L91 37V35L93 34L91 31H90V29H91V27H92V29H93V26H91V23L87 20V22H85ZM27 24H30L31 25V27L30 28H27L26 26H27ZM30 25H28V26H30ZM39 26V25H38ZM53 26V25H52ZM54 26V27H55ZM66 25H64V27H65ZM67 27V26H66ZM65 27V28H66ZM47 28V29H48ZM30 29V30H29ZM63 30H64V28H62ZM99 29V28H98ZM67 30H69V31H67ZM78 30V31H77ZM89 32H88V31ZM94 30V29H93ZM97 30V29H96ZM38 31V32H37ZM74 31H76V33H72V34H70L69 36H67L70 32H74ZM79 31H80V33H79ZM36 33V34H35ZM44 34V33H43ZM42 34V35H43ZM81 34H83V36L81 35ZM90 35V36H87V35ZM72 35H73V37H72ZM65 36H67V37H65ZM71 36V37H70ZM82 36V37H81ZM86 36H87V39H86ZM65 37V38H64ZM68 37L71 39H68ZM89 37V38H88ZM224 37V38H223ZM36 38V39H35ZM67 38V39H66ZM77 38V39H76ZM225 38H227V36L226 35H222L221 37H220V45H222V41H223V43H225L226 42V40H225ZM186 39H188V38H186ZM224 39V40H223ZM34 40H35V43H34ZM86 40V41H85ZM108 40V39H107ZM106 40V41H107ZM222 40V41H221ZM86 43H85V42ZM87 41H89V42H87ZM92 41H93V43H92ZM95 41V42H94ZM109 41V40H108ZM108 41L107 42H105V45L104 46H107V44H108ZM225 41V42H224ZM33 42V43H32ZM104 42H102V43H104ZM88 43H90L89 45H88ZM107 43V44H106ZM33 44V45H32ZM31 45V46H30ZM35 45V46H34ZM82 45H83V47H85V48H83L82 47ZM92 45H95V47H93L94 49H93V51H95V52H93V51H91V49H92ZM109 45H110V41H109ZM89 46H91V47H89ZM102 47H103V45H101ZM100 46V47H101ZM189 46V45H188ZM87 47V48H86ZM32 48V47H31ZM91 48V49H90ZM189 48V47H188ZM82 49V50H81ZM85 49H86V51L89 53H85L86 51H85ZM89 49V50H88ZM182 49H183V45H182ZM98 50V52H96ZM190 50V49H189ZM90 51V52H89ZM101 51H103L102 53H101ZM42 52H43V54H42ZM83 52L85 53V55L83 54ZM77 53H80L79 55L77 54ZM95 53V54H94ZM96 53H98L97 55L98 56H96ZM100 53V54H99ZM106 52H104L102 55H103V58L102 59H105V56H106V54H105ZM41 54V55H40ZM44 55H45V57H44ZM89 55H92V56H89ZM93 55H95V56H93ZM43 58H41V57ZM101 56V55H100ZM36 57H38V58H36ZM40 57V58H39ZM78 57V58H77ZM94 57V58H93ZM95 57H98V58H95ZM83 58H85L84 60H88V61H86L87 62V64H86V62H84V60L82 61V59ZM101 58H100V60H101ZM236 59H235V62L234 63H231L230 64V66H228V67H226V68H223L224 70L223 71H225L226 69H228L227 71H225V72H227V73H225V72H223L224 74H226V76H227V74H230V76L232 75H234V74H236L235 72L238 70V68H239V66L237 65V64H239L240 62H241V60H243V55L242 54H238L236 57H235ZM240 58V59H239ZM242 58V59H241ZM39 59H42V60H39ZM39 60V61H38ZM80 60V61H79ZM44 61V62H45ZM115 61V63H111V62H108L109 64H107V62L106 61H104V62H106L105 64H103L102 66L103 67H101V68H104V69H101V70H99V71H101V73H103L104 75L105 74H111L112 75V73L113 72H115L116 71V68H117V65H119V61H120V59H119V61H116V59L114 60ZM36 62L38 63V64H36ZM82 62V63H81ZM91 62V66L88 64V63H90ZM117 63V64H116ZM80 64H81V66H80ZM107 64V65H106ZM66 65H67V63H66ZM65 65V66H66ZM83 65V66H82ZM113 65V66H112ZM238 66V68L237 67H235V66ZM37 66V67H36ZM68 66V65H67ZM80 66V67H79ZM108 66V67H107ZM232 66H234V68H231ZM112 67V68H111ZM146 67V66H145ZM230 67V68H229ZM77 68V69H76ZM177 68V67H176ZM67 69V70H66ZM73 69V70H72ZM120 69V71H121V69L123 70V68H119ZM232 69H234L233 70V72H232ZM237 69V70H236ZM75 70V71H74ZM77 70V71H78ZM83 70V69H82ZM102 70H104V72L102 71ZM112 70H114V71H112ZM118 70V69H117ZM35 71H36V73H35ZM69 71V72H68ZM150 71H152V70H150ZM45 72V71H44ZM71 72V73H70ZM82 72V71H81ZM152 72H154V71H152ZM152 72H151V74H152ZM233 73V74H231V73ZM38 73H39V75H38ZM80 73V72H79ZM116 73V72H115ZM115 73L113 74L114 75V77H115V80H116V77L117 76H115ZM124 73V71H121V73H119V74H123ZM139 73V74H138ZM137 74H132V76H131V74L129 73V75L127 74V72L126 73H124V74H126V78H127V80L128 79H130V81L131 80H133L132 82H130V81H123L124 79H126L125 77H124V75H122L123 76V80H122V78L119 76L118 77V79H121V81L120 82H122V83H120L119 81H117V82H119V87H118V89H120V91H118V89H116V92H117V97H120V96H122L123 94H125V93H127L126 91H128V92H133L134 90H135V88H137V89H139L140 87V85L138 84V78L140 77V76H142V75H144L145 76V78H149L150 79V77H152L153 76V74H152V76L151 75H149L150 73H148V74H146V73H144V71H139ZM142 73H144V74H142ZM222 73V74H223ZM42 74H44V75H42ZM223 74V75H224ZM65 75V76H64ZM111 75H109V76H111ZM136 75H138L137 76V78H136ZM43 76H45V77H47V78H45L44 77V80H43ZM63 76V77H62ZM225 76V75H224ZM230 76H228V77H224V78H230V80H231V78L232 77H230ZM59 78H58V80H59ZM70 78V79H71ZM69 79V80H70ZM117 79V80H118ZM135 79V80H134ZM149 79H147V80H149ZM41 81V82H40ZM42 81H43V83H42ZM49 83L48 85L46 84L47 82ZM138 81V82H137ZM46 82V83H45ZM69 82V83H68ZM129 82V83H128ZM67 83H68V85H67ZM124 83V85H122ZM45 84V85H44ZM55 84V83H54ZM53 84V87L54 86H56V85H54ZM118 84V83H117ZM121 84V85H120ZM232 85H234L233 83H231ZM230 84V86H232ZM14 85V86H13ZM224 88H225V85H223V83L221 84ZM222 86H220L221 88H222ZM229 85H228V88L230 87ZM57 87V86H56ZM117 87V86H116ZM224 88H222V90L224 89ZM12 89V90H11ZM42 89V90H41ZM3 90V91H2ZM25 90V91H24ZM46 90V91H45ZM72 90V89H71ZM152 89H149V92H150V94H151V92H153V90L151 91ZM225 90V89H224ZM5 91V92H4ZM30 91V92H29ZM42 91H45V93H42ZM136 91V90H135ZM29 94H28V93ZM33 92H35V93H33ZM41 93H42V96H40L41 95ZM56 93V94H55ZM35 94V95H34ZM40 94V95H39ZM44 94H45V96H44ZM31 95V96H30ZM40 96L41 98H38L37 96ZM88 95V93L86 94V96ZM6 96V97H5ZM257 95H255V97H256ZM45 97V98H44ZM3 98V99H2ZM44 98V99H43ZM52 98V99H51ZM71 98H73V96L71 97ZM138 98H140V99H138ZM49 99V100H48ZM146 99V100H145ZM147 99H149V100H147ZM2 100V101H1ZM39 100V101H38ZM55 100V101H54ZM83 100H85V99H83ZM137 100V101H136ZM141 100V101H140ZM47 101V102H46ZM136 101V102H135ZM139 101H140V103H139ZM142 101H147V102H149V103H145L146 105L147 104H149V105H145V104H143V102ZM138 102V103H137ZM4 103V104H3ZM46 103H48V105H46ZM138 105H137V104ZM29 106H31L30 108H29ZM70 106V107H69ZM134 106V107H133ZM149 106H151V107H149ZM26 107H28V108H26ZM62 107V108H61ZM137 108V110H135L136 108ZM72 108V109H71ZM75 108V109H74ZM6 109V110H5ZM25 109V110H24ZM28 109V110H27ZM133 109L136 111H133ZM49 110V111H48ZM56 110H57V112H56ZM30 111V112H29ZM1 112H2V114H1ZM48 112V113H47ZM55 112L57 113V117L55 116ZM108 112V111H107ZM107 112H104V113H106L107 114ZM151 112V113H150ZM39 113V114H38ZM42 113H44V114H42ZM257 111H256V109H254L253 110V114H255V115H257ZM105 114V115H106ZM154 114V113H153ZM54 116H55V118H54ZM252 116H254V115H252ZM52 117V118H51ZM147 117V116H146ZM48 118H50V119H47ZM144 118H145V116H144ZM14 119V120H13ZM21 119H23L22 121H21ZM41 119V120H40ZM42 120H44V121H42ZM51 121V122H47V121ZM141 120V119H140ZM20 121V122H19ZM24 121V122H23ZM56 121V120H55ZM74 121H76V120H70V122H64V123H62V125L61 126H63V127H65V126H68L69 128H70V126L72 127L73 126V122ZM27 122V123H26ZM53 122H54V124H53ZM78 123V122H77ZM76 123V124H77ZM25 124V125H24ZM76 124H75V126H76ZM80 124V125H79ZM78 125L79 126H81V125H83V124H81V123H79ZM135 124V123H134ZM6 126H12L11 127V129H10V131L8 132V137H9V139H7V138H5V137H3L1 134H5L6 132V128H8V127H6ZM31 126V127H30ZM87 127V126H86ZM85 128V127H84ZM88 128V127H87ZM131 130H129V129ZM136 128V129H135ZM5 130V131H3V130ZM145 129V130H144ZM128 132H131V133H126L127 131ZM141 130H143V131H141ZM161 130V131H160ZM8 131V130H7ZM30 131V132H29ZM134 131V132H133ZM152 131H154L153 133L156 135V139L155 138H153V136H154V134L152 133ZM163 134V133H165L164 134V138H163V140L164 141H167V143L166 142H163V141H161L162 140V137H161V134H160V132ZM163 131H165V132H163ZM4 132V133H3ZM137 132V133H136ZM57 133V134H56ZM24 134V135H23ZM127 134V135H126ZM129 134H131L132 136H129ZM134 134H136V135H134ZM145 134V136H146V138H145V136H143ZM153 134V135H152ZM160 134V135H159ZM6 135V134H5ZM4 135V136H5ZM40 135V134H39ZM124 135V136H123ZM126 135V136H125ZM134 135V136H133ZM141 136L140 138H141V140L139 139V141L137 140L139 137L138 136ZM169 135V136H168ZM18 136V137H17ZM128 136V137H127ZM247 136H249V135H247ZM38 137H41V136H38ZM53 137H54V139H53ZM56 137V138H55ZM60 138L59 139V141H61L60 143H61V145H59V143H58V139L57 138ZM130 137H132V138H134V139H136V141L137 142H139V143H137V145H136V143H135V145H134V142H133V140L132 139H129ZM160 139H159V138ZM165 137H168V138H165ZM11 138V139H10ZM15 138H16V140H15ZM50 138V139H49ZM147 138H149V140L152 138V139H155L154 141H152V139L149 141V140H147ZM157 138L160 140V143H159V141L157 140ZM4 139V140H3ZM52 139V140H51ZM87 139L88 138H84V141H86V144L85 145H87ZM146 139V140H145ZM29 140V141H28ZM57 140V141H56ZM89 140V139H88ZM132 140V141H131ZM147 141H149V142H147ZM249 141V142H248ZM252 141V142H251ZM259 141V142H258ZM19 142V143H18ZM52 142V143H51ZM125 142V143H124ZM126 142H127V144H126ZM144 142H146V144H151L150 146L149 145H146ZM154 144H153V143ZM155 142H157V144L158 145H156L155 144ZM184 142H185V140H184ZM263 143V145H262V143ZM17 143V144H16ZM140 143H142V144H140ZM162 143V144H161ZM164 143H165V145H164ZM259 143V144H258ZM24 146H23V145ZM133 145V148H132V145ZM254 144V145H253ZM257 144V146L255 147V145ZM262 146H261V145ZM20 145V146H19ZM34 145H36V146H34ZM38 145V146H37ZM51 145V146H50ZM142 145V146H141ZM170 145V146H169ZM178 145H179V147H181L180 148V151L178 150V152L180 153H178V154H172V153H177V147H178ZM255 147V148H259L260 150H262V151H260L259 149V153H257L258 151L255 149V151H257V152H255L254 151V148H253V146ZM259 145V146H258ZM42 146H43V148H42ZM134 146H137V147H135L134 148ZM139 146H141L140 148H144L145 150H142V149H140L139 148ZM144 146V147H143ZM28 147V148H27ZM31 147V148H30ZM146 147H149V148H146ZM164 147V148H163ZM172 147V148H171ZM176 147V148H175ZM179 147H178V149H179ZM34 148V149H33ZM46 150H45V149ZM54 148V149H53ZM138 148V149H137ZM175 148V149H174ZM33 149V150H32ZM39 149V150H38ZM43 151H46L45 153L44 152H42L41 150ZM49 149V150H48ZM59 149H60V154H58V151H59ZM140 149V150H139ZM176 151H174V150ZM183 150V152H181L182 150ZM63 150V149H62ZM69 150V151H68ZM85 150H86V152H85ZM146 150H148L147 152H150V154H143V153H145V151ZM171 150H173L172 151V153L170 154L169 152H171ZM34 151V152H33ZM40 151V152H39ZM82 151H84V152H82ZM88 151V152H87ZM99 151V152H98ZM130 151H133L132 153L130 152ZM168 151V152H167ZM90 152V154H94V156L93 157H91L92 155H89L88 153ZM92 152V153H91ZM97 154V152H98V154L99 155H101V156H98V155H95V153ZM135 152H137L136 154H135ZM140 152H142V153H140ZM146 152V153H147ZM57 153V155H58V157L55 155ZM130 153H131V155H130ZM187 154V158L185 157L186 156V154ZM52 154V155H51ZM63 154V156L62 157H60V155H62ZM68 154V153H67ZM66 154V155H67ZM69 154V155H70ZM85 154H87V156H85ZM133 154V155H132ZM135 154V155H134ZM141 154L145 157H147V159H145V160H142L143 159V156H141ZM181 154H184V155H181ZM35 155V156H34ZM39 155H40V157H39ZM48 157H47V156ZM128 155V156H127ZM139 156V158H138V156ZM149 155H150V157H149ZM170 157H169V156ZM171 155L173 156V157H171ZM176 155H180L179 157H178V159H177V157H176ZM36 156H38V157H36ZM50 156V157H49ZM83 156V157H82ZM88 156L91 158H88ZM95 156H98L97 158L95 157ZM103 156V157H102ZM113 156V154L111 155V157ZM124 156H127L126 158H127V160L125 161L124 159H126ZM131 156V157H130ZM135 156H137L136 158H135ZM211 156H213V157H216V155L215 154H213V155H209V159H210V157ZM80 157H82V158H80ZM88 159V160H86V158ZM114 157V156H113ZM133 157L135 158V159H139V161L137 162V163H133V161H135V160H133ZM142 157V158H141ZM167 157V158H166ZM174 157H175V159H174ZM182 157H185V158H182ZM212 157V158H213ZM78 158V159H77ZM93 158L95 159V160H93ZM100 158H102V159H100ZM169 158V159H168ZM211 158V159H212ZM259 158H261V159H263V160H261L260 161V159ZM80 159V160H79ZM81 159H82V161H81ZM97 159V160H96ZM106 159V158H105ZM115 158H112V160L113 161H111V159H110V164H114V166H115V162L117 163V161H115L114 160ZM179 159H181V160H179ZM184 159V160H183ZM191 159H194L193 161L191 160ZM215 159V158H214ZM214 159H212V161L211 162H213V160ZM253 159V160H252ZM84 160H86V161H84ZM107 161H109L108 160V158L106 159ZM166 160H167V162H166ZM172 160V161H171ZM174 160H175V162H174ZM217 160L220 162V159L219 158H217ZM251 160H252V162H251ZM82 162L81 164H78V162ZM88 161H90L91 163H94L93 164V167L94 166H96L97 164H99L98 165V168H97V166L95 167V168H93V169H91V167H92V165L90 164H87L88 163ZM98 161V162H97ZM115 161V162H114ZM214 161H216V159L214 160ZM86 164H85V163ZM100 162V163H99ZM113 162V163H112ZM119 162V161H118ZM132 162V164H129V163H131ZM136 162V161H135ZM203 162H205V163H203ZM236 162V161H235ZM101 163H104V164H102V166L100 165ZM120 163V162H119ZM170 163L172 164V165H170ZM181 164V166L180 165H177V164ZM183 163H185V164H187V163H189V165L187 164L186 165V167L187 168H189V169H187L186 167H184V166H182L183 165ZM222 163V162H221ZM241 163V164H240ZM244 163H246V164H244ZM248 163V164H247ZM109 166H108V165ZM135 164V165H134ZM168 164V165H167ZM216 164V165H215ZM230 164L231 165H233V166H230ZM244 166H243V165ZM261 164V165H260ZM108 166V167H111V169L110 168H108V167H104V166ZM117 165V164H116ZM171 166V168L172 169H170V168H168L167 166ZM176 165H177V167L178 168H176ZM198 165V166H197ZM217 167L216 169H214L213 171H211L215 166ZM221 165V164H220ZM239 165V166H238ZM248 165H250V166H248ZM88 166V167H87ZM99 166H101L100 168H99ZM113 166V167H114ZM128 166H129V168H128ZM135 166V169H133V167ZM169 166V167H170ZM190 166V167H189ZM209 166L211 167V169L209 168ZM243 166V167H242ZM257 166V167H256ZM258 166H260V167H258ZM103 167V168H102ZM116 167V166H115ZM132 167V168H131ZM176 169H175V168ZM213 167V168H212ZM223 167V168H222ZM235 169H234V168ZM247 167H249L248 168V170H247ZM74 168H76V170H74ZM109 169L110 171H109V175L107 174L106 175V173H107V170L106 169ZM187 170H186V169ZM195 168V169H194ZM207 168V169H206ZM240 168H242V169H240ZM96 169V170H95ZM104 169H105V171L106 172H104ZM131 169V170H130ZM167 169H169V170H171V173H173V175L172 174H170L169 173V171L167 170ZM183 170V172H182V170ZM190 169H191V171H190ZM238 169H240V170H238ZM245 169V170H244ZM82 170H83V172H82ZM94 170V171H93ZM130 170V171H129ZM134 170V171H133ZM180 172L179 174H178V171ZM197 170V171H196ZM218 172H217V171ZM234 170V171H233ZM243 170V171H242ZM70 171V172H69ZM84 171H86V173L84 172ZM114 173V171H115V174L114 175H117V176H114L113 175V173ZM122 171H123V173H122ZM134 173H133V172ZM173 171V172H172ZM185 171V172H184ZM199 171L200 172H202V171H205L203 174H202V177L200 176V174H199ZM209 171V172H208ZM230 171V172H229ZM111 172V173H110ZM116 172H117V174H116ZM119 172V173H118ZM125 172H126V174H128V176H126V174H125ZM208 174H207V173ZM210 172H214V174L215 175H217V177L214 175V174H212V173H210ZM246 172V173H245ZM68 173V174H67ZM71 173V174H70ZM73 173V174H72ZM82 173H84V175L82 174ZM96 173V174H95ZM98 173V174H97ZM178 175H177V174ZM184 173V174H183ZM224 173V174H223ZM238 175H236V174ZM240 173H243V174H240ZM88 174V175H87ZM124 176H123V175ZM169 174H170V177H169ZM246 174V175H245ZM65 175V176H64ZM177 175V176H176ZM205 175V176H204ZM206 175H208V177L206 176ZM210 175V176H209ZM213 175H214V177H213ZM241 175V176H240ZM70 176V177H71ZM193 176V177H192ZM220 176V177H219ZM236 176V177H235ZM13 177H16V178H18V179H14ZM19 177H28L29 179L30 178H32V177H34V179H32L33 181H35L34 182V184H35V186H33V187H30V186H32L31 184H33V181L30 183L29 181L28 182H26L25 180V182H24V185H22L19 181L21 180V178H20V180H19ZM42 177L44 178V179H42ZM46 177V178H45ZM136 177H138V178H136ZM145 177V178H144ZM147 177H149V178H147ZM0 178V181H2V179ZM28 178H25V179H28ZM133 178H135V179H133ZM40 180V179H39ZM23 181V180H22ZM145 181V182H144ZM147 181H149V183H147ZM3 182V181H2ZM27 183V184H26ZM30 183V184H29ZM22 186H21V185ZM13 187H12V186ZM15 185V186H14ZM27 185V186H26ZM146 185H149V186H146ZM16 186H18V187H20V188H17ZM24 187V188H23ZM34 187L36 188L35 190H34ZM138 189H137V188ZM23 190H22V189ZM26 188V189H27ZM12 189H17V190H19L18 191V193H16L15 191H12ZM20 189L22 190V191H20ZM137 190L136 192H133V190ZM9 190H11V192H9ZM42 190V189H41ZM41 190H38V191H40V192H42ZM134 190V191H135ZM142 191L143 192H145V193H149V194H151L152 195V197H153V199H150V198H146L147 196H151V195H147V194H142ZM7 192H9V193H7ZM28 192V191H27ZM29 192V193H30ZM37 192V191H36ZM130 192H132V193H130ZM5 193V194H4ZM10 193H14V195L13 194H10ZM29 193H27V194H29ZM32 193V194H33ZM134 193V194H133ZM7 194V195H6ZM32 194L30 193V195L32 196ZM33 194V195H34ZM37 195H39V193L37 192L36 193ZM177 194V195H176ZM41 195V194H40ZM39 195V196H40ZM141 195H143L146 199L144 200V198H143V196H141ZM36 196V195H35ZM34 196V197H35ZM160 198H159V197ZM165 197L166 199L165 200H158V198L159 199H161L162 197ZM174 196V197H173ZM177 196H179V197H177ZM180 196H183V198L181 197L180 198ZM186 196H187V198H186ZM188 196L190 197V200H189V198H188ZM1 197H0V202H1V209L3 208H5V204L4 203H2V200H1ZM38 197V196H37ZM137 197V198H136ZM141 197H142V199H141ZM157 197V198H156ZM126 198V199H125ZM132 198H133V200H134V202L132 201ZM136 198V199H135ZM171 198L173 199V200H171ZM184 198H186V199H184ZM150 199V200H149ZM157 199V200H156ZM164 199V198H163ZM168 199V200H167ZM188 199V200H187ZM194 199V200H193ZM204 199V200H203ZM206 199V200H205ZM147 200H149V202H147ZM153 200V201H152ZM193 200V201H192ZM200 200V201H199ZM201 200H203V202L201 201ZM141 201V202H140ZM145 203V201H146V203L147 204H149V205H146V203L144 204L143 202ZM177 201H178V203H177ZM191 201V202H190ZM197 201V202H196ZM205 201H207L206 203H205ZM133 202V203H132ZM180 202V203H179ZM193 202H194V204H193ZM67 202H64V204H66ZM70 203H74V202H70ZM125 203H127L128 204V206H127V204H125ZM142 203V204H141ZM186 203V204H185ZM187 203H188V205H187ZM202 203V204H201ZM57 204H59V203H57ZM56 204V205H57ZM62 204V205H61ZM63 203H60V205L62 206V210L63 209H65V210H60L59 209V207L60 206H58L57 205V209H56V213H55V218H57L58 220H57V223L59 224L60 223V220L62 219V216H61V214L63 215V214H65V212L64 211H66V216H67V218L65 219V224L66 223H69V224H66V225H72L71 223H73V222H76V220L78 221L79 220V222H80V218L78 219V217H75L74 219L72 218V212H73V214H74V211H73V205H64ZM75 204V203H74ZM124 204H125V206H127L126 208L127 209H125V208H123V207H125L124 206ZM129 204H130V206H129ZM134 204H136V205H133ZM179 204H181V205H179ZM183 204H185V205H183ZM193 204V206H191V205ZM197 204V205H196ZM206 204V205H205ZM14 205V204H13ZM11 206V207H13V208H11V207H6L7 209H13L12 211V213L11 212H9L10 214H8L5 210H7L6 208L4 209V211L3 210H1L0 209V211H1V213H0V222H2V219H3V221H8L9 220V222H8V224L10 223V225H12L11 223L12 222H14V223H16V224H14V228H12V227H10V228H12V229H10L9 231H8V229L6 230L5 228L6 227H0V229L2 228H4L2 231L0 230V264H38V262L40 263V264H54L55 262L54 261H56L57 263H60V264H63L62 262H59L57 259L55 260V258H53L54 257V250L53 251H51L50 253L52 254L53 253V256H51V260H50V256H49V251H48V249H50V247L48 246V242L46 241V240H43L45 237H46V235H47V237H49V235H51L50 237H52V233L53 232H57V233H55V235H57V234H59V232L61 231L60 230V224H59V226H58V224L54 221V219L49 223V224H45L44 223V225H42V226H40L39 224L37 225V223H34V222H31L30 224H28V226L29 225H32L31 227H32V229H31V231L34 229V227H35V229H34V231H28L26 234L27 235H29L28 233H35V235H36V237H35V235H33L32 234V236L34 237H32V236H30L29 237V240L30 241H32V239H33V242L35 243V245H34V243L32 244V246H33V248H32V251H34L35 250V254H34V252H33V254L32 253H30V252H32L31 251V247H29L28 246V244H29V242L30 241H26V238H24L25 239V241L28 243L26 246H24V242L25 241H23L24 239H23V236H26V235H24V232H25V230L23 229V235H22V238L20 237V236H18L19 234L21 235V232L20 231H22V229L21 230H15V229H17V224H21V225H27V223H25V222H30L31 221V218L29 219V217H28V215H27V213L24 211V209L23 208H21V206H19V205H16V206ZM121 205H122V208L123 209H121ZM151 205V206H150ZM194 205H196L195 206V208H194ZM202 205V206H201ZM205 205V206H204ZM66 206V207H65ZM132 206V207H131ZM140 206L142 207V206H145L144 208H146L145 210L143 209V207L140 209ZM186 206H191L190 208L188 207H186ZM206 206H208V207H206ZM63 207H65V208H63ZM70 207V208H69ZM182 207H184V209L182 208ZM204 207V208H203ZM15 208H18L19 209V211H18V209H15ZM136 208L138 209V210H141L140 212L138 211V210H136ZM163 208H166V209H163ZM174 210H172V209ZM176 208H178V209H176ZM182 208V209H181ZM10 209H9V211H10ZM68 209V210H67ZM154 209V210H153ZM161 209V210H160ZM171 211H170V210ZM181 209V210H180ZM217 209V210H216ZM218 209H220V211L218 210ZM136 210V211H135ZM143 210V211H142ZM167 211V210H169L170 211V214H171V212H177L176 210H178V216L179 217H177V219H179L180 221L178 222V224H177V222L176 221H178L176 218H174L176 215L175 214H173V215H175V216H171L170 214H169V212L168 213H165L167 216H168V214L170 215V216H168L169 218H170V220H173L172 218H174L175 220L173 221L174 223L172 224V221H166V219L168 220L169 218L168 217H166L165 215H164V211ZM185 210V211H186ZM240 210H242L241 212H238V211H240ZM259 210H261V211H259ZM3 211V212H2ZM8 211V210H7ZM58 211V212H57ZM68 211L70 212V213H68ZM165 211V212H166ZM218 211V212H217ZM225 211L226 212H228V213H225ZM256 211V212H255ZM18 212H19V215H18ZM141 212H142V214H141ZM157 212V214L159 215V213ZM180 212H181V214H180ZM247 212V213H246ZM249 212V213H248ZM261 212V213H260ZM4 213V214H3ZM57 213H60V214H58V216L60 215L61 217V219H59L58 218V216H57ZM146 213V212H145ZM235 213V214H234ZM254 213V214H253ZM7 214V215H6ZM25 214H26V217H25ZM157 214H155V216H157ZM177 214V213H176ZM237 214V216H235ZM264 214V213H263ZM3 217H2V216ZM152 215H154V214H152ZM4 216H5V218H7V216H8V218L9 217H12V218H7V219H5L4 218ZM139 216V217H138ZM141 216V217H140ZM161 216H163V217H166V218H161ZM251 216H252V218H251ZM21 217V219L19 220V218ZM186 217V216H185ZM236 217V218H235ZM14 218V219H13ZM16 218V219H15ZM18 218V219H17ZM27 218V219H26ZM69 218H70V220H69ZM135 218V219H136ZM140 218V219H139ZM182 218H184V216L182 217ZM12 219H13V221H12ZM22 219H24V221L22 220ZM27 221H26V220ZM29 219V220H28ZM67 219H68V221H67ZM75 220V221H73V220ZM237 219H238V222H236L237 221ZM252 219H253V221H252ZM260 219V220H259ZM14 220H18V222H16V221H14ZM56 220V219H55ZM224 220V219H223ZM227 221H229L228 219H226ZM240 220L243 222V223H245V225H243V223L242 222H240ZM257 222H256V221ZM12 221V222H11ZM22 221V222H21ZM67 221V222H66ZM161 221V222H160ZM225 221V220H224ZM259 221H261L262 223L261 224H259L260 222ZM24 222V223H23ZM79 222H77V223H79ZM176 222V223H175ZM252 222V223H251ZM256 222V223H255ZM259 222V223H258ZM51 223L52 224H54V225H52L51 226ZM77 223H73V224H77ZM168 223V224H167ZM169 223H171V226H170V224ZM36 226H35V225ZM56 224H57V229L56 228H54V227H56ZM162 224V225H161ZM176 224V225H175ZM238 224V225H237ZM248 224H250V226L251 227H249V225ZM251 224H253V225H251ZM254 224H255V226H256V224H257V226H256V228H255V226H254ZM168 225H169V228L171 229H166V228H168ZM9 226V225H8ZM7 226V227H8ZM16 226V227H15ZM34 226V227H33ZM38 226H40V227H38ZM45 226V227H44ZM54 226V227H53ZM174 226V227H173ZM176 226V227H175ZM243 226H248V227H243ZM254 226V227H253ZM30 227V226H29ZM51 227L53 228V229H51ZM166 227V228H165ZM173 227V228H172ZM233 227H235V228H233ZM240 227H243V229H241ZM261 229H260V228ZM44 228V229H43ZM47 228H49V229H47ZM58 228H59V230L60 231H57L58 230ZM154 228H155V226H154ZM153 228V229H154ZM165 228V230L163 231V233H161L160 234V231L161 230H163ZM47 229V231H45ZM55 229V230H54ZM135 229V228H134ZM239 229V230H238ZM245 229V230H244ZM247 229V230H246ZM258 229V230H257ZM4 230H6V231H4ZM11 230L13 231V232H11ZM35 230L37 231H39L40 233H41V231H42V233H43V231L45 232V233H43V234H46L45 235V237H44V235L42 234V236L40 235H38V237H37V234H40L38 231L37 232H35ZM53 231V232H51V231ZM17 231H19L18 232V234L16 235V232ZM48 231H50L51 232V234H47V232ZM143 230L142 229H140V231H137V232H140V233H143L142 232ZM187 231V230H186ZM259 231V232H258ZM162 232V231H161ZM188 232V231H187ZM237 232V233H236ZM241 232V233H240ZM8 233L10 234L9 236H8ZM15 233V234H14ZM166 233H167V231H166ZM262 233V234H261ZM157 234V235H156ZM235 234V235H234ZM7 235V236H6ZM55 235H53V236H55ZM156 235V236H155ZM242 235V236H241ZM10 236H12V237H10ZM15 236L16 237H19L18 239L17 238H15ZM198 236V234L196 235H194V237L196 238ZM15 239H14V238ZM44 237V238H43ZM46 237V238H47ZM157 237V238H156ZM15 240H13V239ZM20 238H21V240H20ZM42 239V241L41 242H39L38 244L39 245H37L36 244V242L38 241L37 239ZM159 238L156 240V241H154V243H153V245L156 243V242H158V240H159ZM238 238L241 240V242L238 240ZM242 238V239H241ZM247 238V239H246ZM254 238V239H253ZM23 239V240H22ZM40 239V240H41ZM234 239H235V241H236V243H235V241H234ZM238 241H237V240ZM246 239V241H244ZM13 240V241H12ZM27 240H28V238H27ZM243 240V241H242ZM10 241V242H9ZM17 241V243H14V242H16ZM20 241H22L21 243H20ZM36 241V242H35ZM43 241H45V242H47V244L46 243H44ZM194 241H195V239H194ZM249 241V242H248ZM13 242V243H12ZM216 242H218L219 244V246H220V244H221V246H222V242L221 241H216ZM233 242V243H232ZM244 242V243H243ZM252 242V243H251ZM262 244V246H261V244ZM8 246H7V245ZM13 244V245H12ZM31 244V243H30ZM47 245V247L45 246V245ZM233 244V245H232ZM247 245L248 246V244H249V248H248V250L245 248L246 247V245H245V247H244V245H243V247H244V250H242V249H240L239 247L241 246V245ZM10 245V246H9ZM15 245V246H14ZM42 245V246H41ZM231 245V246H230ZM236 245V246H235ZM18 246H20V247H18ZM36 246V247H35ZM158 247H162V249L163 250H165V249H167L168 248V244H158L157 245ZM17 247V248H16ZM25 247V248H24ZM39 247V248H38ZM49 247V248H48ZM164 247V248H163ZM250 247H252V248H250ZM258 247V248H257ZM259 247H261V248H259ZM19 248V249H18ZM37 250H39L40 248V250L39 251H37L36 252V249ZM44 248H46V249H43ZM230 248V251L232 250ZM237 248H239L240 250H242V252H240ZM241 248H242V246H241ZM11 249V250H10ZM15 249V250H14ZM52 249V248H51ZM246 249V250H245ZM250 249V250H249ZM259 249H262V252H261V250H259ZM237 250H238V252H237ZM9 251H11V252H9ZM19 251V252H18ZM22 251V252H21ZM42 251H44V253L42 252ZM245 251V252H244ZM259 251V252H258ZM14 252V253H13ZM16 252V253H15ZM42 252V253H41ZM49 254H48V253ZM252 252V251H251ZM19 253V254H18ZM236 253L238 254V257H237V255H236ZM239 253L241 254L240 255V258H239ZM243 253V254H242ZM247 253V252H246ZM248 253V254H249ZM252 253H254V252H252ZM44 254V255H43ZM50 254V255H51ZM255 254V253H254ZM13 255V256H12ZM32 255V256H31ZM251 255V254H250ZM249 255V256H250ZM263 255V256H262ZM11 256V257H10ZM43 256V257H42ZM44 256H46L45 258H44ZM196 256H198V255H196ZM202 256V258H204V254L203 255H201ZM263 258H262V257ZM37 257H39V258H37ZM41 257H42V259H41ZM254 257H248L247 256V258H248V261H250V262H248L247 260H241L240 259V261L239 260H237V261H239V262H241V263H239V262H237L236 260V263L238 264H253L252 262L254 261L255 262V260H251L252 258H254ZM47 258H49V260H50V262H49V260H47ZM40 259L42 260V261H40ZM45 259V260H44ZM52 259H54V260H52ZM235 259V258H234ZM244 259V258H243ZM250 259V260H249ZM259 259V260H258ZM263 259V260H262ZM7 260V261H6ZM9 260V261H8ZM262 260V261H261ZM6 261V262H5ZM38 261V262H37ZM252 261V262H251ZM258 261H261V262H258ZM5 262V263H4ZM35 262V263H34ZM263 262V263H262ZM57 263H55V264H57ZM235 263V264H236Z\"/></svg>","mask_w":264,"mask_h":264}]
</instances>
